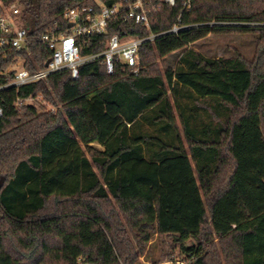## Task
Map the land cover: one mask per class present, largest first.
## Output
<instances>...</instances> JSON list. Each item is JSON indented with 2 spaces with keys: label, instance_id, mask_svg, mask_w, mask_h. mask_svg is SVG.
Returning a JSON list of instances; mask_svg holds the SVG:
<instances>
[{
  "label": "trees",
  "instance_id": "trees-1",
  "mask_svg": "<svg viewBox=\"0 0 264 264\" xmlns=\"http://www.w3.org/2000/svg\"><path fill=\"white\" fill-rule=\"evenodd\" d=\"M0 1L41 36L68 32V9L122 0ZM187 1L162 3L150 29L120 17L78 42L87 57L114 34L187 26L142 45L138 76L119 65L109 76L96 60L78 80L63 71L2 94L0 264H141L154 235L173 238L187 264H264V0ZM225 33L256 35L254 60L192 48ZM30 48L0 49V84L19 58L46 67L50 53Z\"/></svg>",
  "mask_w": 264,
  "mask_h": 264
},
{
  "label": "built area",
  "instance_id": "built-area-1",
  "mask_svg": "<svg viewBox=\"0 0 264 264\" xmlns=\"http://www.w3.org/2000/svg\"><path fill=\"white\" fill-rule=\"evenodd\" d=\"M162 3L174 6L176 0H122L111 7L98 4L94 6H78L66 10L64 17L69 26L68 32L55 33L48 32L44 35H35L26 26L22 16V9L17 4L6 6L0 1V49H13L18 53H25L31 56L30 45L37 43L42 45L49 53L50 58L44 69L34 72L25 67L26 59L19 58L2 75L10 76L7 83L0 84V98L5 92L46 81L51 75L70 71L73 80H78L80 66L96 60H101L107 74L112 76L117 65L123 70H128L132 75L138 76L142 69V58L140 50L146 42H153L156 38L174 34L187 26H182L178 21L171 30L150 34L147 37H135L128 32L123 35L114 34L108 37L105 49L98 54L84 57L82 56V46L80 41L86 42L93 37L108 36L111 23L123 17L124 20L131 21L135 25L150 29L154 16L158 13ZM192 1L185 3V8H191ZM70 25H73L70 27ZM41 96L30 97L25 101L18 100L16 107H23L25 104H32L41 99ZM4 115V109L0 103V117ZM181 264H184L181 263Z\"/></svg>",
  "mask_w": 264,
  "mask_h": 264
},
{
  "label": "rangeland",
  "instance_id": "rangeland-1",
  "mask_svg": "<svg viewBox=\"0 0 264 264\" xmlns=\"http://www.w3.org/2000/svg\"><path fill=\"white\" fill-rule=\"evenodd\" d=\"M192 48L206 58L220 59L239 55L247 62H252L257 51V36L239 33L210 34L192 45ZM181 53L182 51H178L160 59L158 61L160 69L164 71L168 67L175 68ZM46 108L50 110L52 106L46 105ZM93 147L102 150L97 144ZM189 245H191L190 242ZM173 248H175L173 238L154 235L145 253L140 256L139 262L141 264H181L183 262L187 264L186 258L180 256L178 248Z\"/></svg>",
  "mask_w": 264,
  "mask_h": 264
},
{
  "label": "crops",
  "instance_id": "crops-1",
  "mask_svg": "<svg viewBox=\"0 0 264 264\" xmlns=\"http://www.w3.org/2000/svg\"><path fill=\"white\" fill-rule=\"evenodd\" d=\"M95 144H97V143H95ZM94 144H92L91 146H93ZM97 145H99V144H97ZM99 146H101V145H99ZM101 148H102V150L101 151H103L104 150V148L101 146Z\"/></svg>",
  "mask_w": 264,
  "mask_h": 264
},
{
  "label": "water",
  "instance_id": "water-1",
  "mask_svg": "<svg viewBox=\"0 0 264 264\" xmlns=\"http://www.w3.org/2000/svg\"><path fill=\"white\" fill-rule=\"evenodd\" d=\"M73 25H70V27H72Z\"/></svg>",
  "mask_w": 264,
  "mask_h": 264
}]
</instances>
